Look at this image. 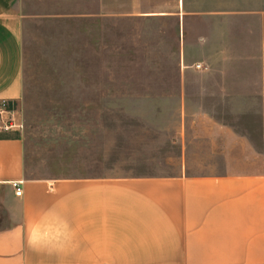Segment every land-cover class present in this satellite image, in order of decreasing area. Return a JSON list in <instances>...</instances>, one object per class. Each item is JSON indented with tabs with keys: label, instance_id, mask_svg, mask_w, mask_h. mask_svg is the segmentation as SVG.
Segmentation results:
<instances>
[{
	"label": "crops",
	"instance_id": "crops-1",
	"mask_svg": "<svg viewBox=\"0 0 264 264\" xmlns=\"http://www.w3.org/2000/svg\"><path fill=\"white\" fill-rule=\"evenodd\" d=\"M97 1L95 13L54 18L172 22L185 165L168 176L27 179L15 110L26 20L20 0H0V105L11 112L0 116V264H264V12L241 0ZM237 16L259 31L257 71L231 45ZM194 23L201 35L192 40ZM190 76L214 113L190 112L207 108L188 101ZM196 153L210 160L202 174L188 170ZM13 182H22L20 197Z\"/></svg>",
	"mask_w": 264,
	"mask_h": 264
},
{
	"label": "rangeland",
	"instance_id": "rangeland-1",
	"mask_svg": "<svg viewBox=\"0 0 264 264\" xmlns=\"http://www.w3.org/2000/svg\"><path fill=\"white\" fill-rule=\"evenodd\" d=\"M241 1L246 11L264 12V0ZM20 3L26 20L24 94L15 110L22 125L26 178L178 175L185 165L177 82L182 68L172 22L54 18L95 13L97 0ZM115 7L121 9V3ZM196 27L192 24L189 32L192 40L201 35ZM228 29L233 49H246L243 64L257 71L253 57L260 34L251 18L234 17ZM187 62L191 69L193 63ZM200 83L188 77L187 99L195 108H207L190 112L214 113L208 109L209 97L197 94ZM188 166L202 174L210 160L196 153ZM5 221L0 211V226Z\"/></svg>",
	"mask_w": 264,
	"mask_h": 264
},
{
	"label": "built area",
	"instance_id": "built-area-1",
	"mask_svg": "<svg viewBox=\"0 0 264 264\" xmlns=\"http://www.w3.org/2000/svg\"><path fill=\"white\" fill-rule=\"evenodd\" d=\"M197 70H200L202 67L199 66H195ZM6 109V106L4 104L0 105V116H2L3 114H11V112H8ZM20 128H22V126H19ZM21 185L22 182H13V184L11 185L13 191L15 192V195L17 197H20L22 195L21 192Z\"/></svg>",
	"mask_w": 264,
	"mask_h": 264
}]
</instances>
